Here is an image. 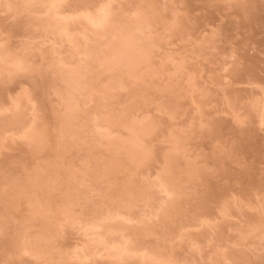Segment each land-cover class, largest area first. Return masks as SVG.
Segmentation results:
<instances>
[{"label":"rangeland","instance_id":"rangeland-1","mask_svg":"<svg viewBox=\"0 0 264 264\" xmlns=\"http://www.w3.org/2000/svg\"><path fill=\"white\" fill-rule=\"evenodd\" d=\"M0 264H264V0H0Z\"/></svg>","mask_w":264,"mask_h":264},{"label":"bare ground","instance_id":"bare-ground-1","mask_svg":"<svg viewBox=\"0 0 264 264\" xmlns=\"http://www.w3.org/2000/svg\"><path fill=\"white\" fill-rule=\"evenodd\" d=\"M52 7H55V6H52ZM57 7L58 6H56V9H57ZM53 13H55L54 11H53ZM57 14V13H56ZM104 15H105V13H104ZM58 16V15H57ZM53 17V16H52ZM54 18V17H53ZM103 18V17H102ZM105 18V17H104ZM92 20H93V18H91ZM53 20V19H52ZM65 20V19H64ZM62 21V22H60V23H56V25L55 26H53L54 27V29H56L54 32H57V30L59 31V32H61L63 35H65L67 32H68V30H69V22H67V21ZM90 20V19H89ZM59 21V20H58ZM91 21V20H90ZM98 21V20H97ZM103 21V20H102ZM101 20H99V22L97 23V24H99V25H103V22H102ZM93 22H94V20H93ZM92 23V22H91ZM93 24V23H92ZM94 24H96V23H94ZM127 30V29H126ZM127 33V32H126ZM60 34V33H59ZM61 34V35H62ZM127 37V36H126ZM135 38H133V39H131V38H124V37H122V39L118 42V44H117V47L118 48H116V49H118V50H115L114 49V51L113 52H111V50H110V53H108L107 55H105L104 57V60H103V64H104V67L106 68V69H109L108 67H110V66H112V67H114L115 65H117V64H120L121 63V59L122 58H124L125 56L127 57L126 59H128L129 58V56L131 57L130 59H128V60H130V61H132V64L129 66V67H131L133 70L139 65V64H141L142 62H145V61H147V59H148V54H146V53H140V54H138L137 52V50L135 49V51H137V52H135L134 50L132 51L133 53H131V54H129L130 52V50L128 51V54L125 52V50H127L126 48H130V47H135L136 45H135V41L136 40H134ZM137 48V47H136ZM132 49V48H131ZM144 51V50H143ZM147 51V50H146ZM109 52V51H108ZM123 52H124V54H123ZM135 52V53H134ZM140 52H141V50H140ZM145 52V51H144ZM122 53V54H121ZM126 53V54H125ZM137 53V54H136ZM123 55H125V56H123ZM128 55V56H127ZM123 56V57H122ZM125 59V60H126ZM100 60V59H99ZM127 61V60H126ZM100 62H101V60H100ZM102 63V62H101ZM123 63H125V65H126V62H124V60H123ZM114 65V66H113ZM128 65H129V63H128ZM102 66V65H101ZM127 66V65H126ZM103 67V66H102ZM111 67V68H112ZM129 69V71H130V68H128ZM131 69V70H132ZM132 70V71H133ZM136 70H138V69H136ZM76 71V70H75ZM73 72L74 74H72L73 75V83H75V84H78L79 85V83H81V79L83 78L82 76H79L80 74H79V72ZM135 71V70H134ZM72 72V71H71ZM71 75V76H72ZM72 81V80H71ZM69 82V81H68ZM85 83V79H84V81H82V83ZM72 83V84H73ZM69 84V83H68ZM81 85V84H80ZM79 85V86H80ZM77 86V85H76ZM72 87V86H71ZM74 87V86H73ZM72 87V88H73ZM77 89V88H76ZM78 90V89H77ZM80 91V90H79ZM127 124L128 123H130V121L128 122V121H125ZM128 125H130V128H132V131H135L136 132V136H134V134H133V137H135L136 138V140L137 139H139L140 138V136H144V135H147L148 133H149V130L146 128V127H144V126H138V125H136V124H128ZM140 125V124H139ZM128 127V126H127ZM36 133V132H35ZM150 134V133H149ZM40 135V134H39ZM30 136V135H29ZM32 139L33 138H35V139H37V141H38V143H39V141H40V136H38V134H32ZM132 137V138H133ZM30 138V137H29ZM43 138V137H42ZM41 138V139H42ZM141 139V138H140ZM135 140V141H136ZM36 141V140H35ZM132 141V140H131ZM134 141V140H133ZM43 143V142H42ZM40 144V143H39ZM120 146V145H119ZM128 146H130V145H128ZM125 148V147H124ZM124 151H125V149H124ZM131 151V150H130ZM129 151V153H130V156H131V153H134V154H138V151H131L130 152ZM126 153H127V151H125ZM129 156V157H130ZM135 156V155H134ZM138 156V155H137ZM139 157V156H138ZM132 158H133V155H132ZM37 176L39 175V174H36ZM39 178H41L40 177V175L38 176ZM37 178V177H36ZM43 178V177H42ZM42 178L40 179V180H42ZM39 179L37 180L38 182H41L39 185H44V184H42V183H44L43 181H40ZM35 181H36V179H35ZM37 182V183H38ZM26 184V183H25ZM28 184V183H27ZM31 184V183H30ZM29 184V185H30ZM33 184H31V186H32ZM39 185H38V187H39ZM34 187H36V184H34ZM131 187V186H130ZM130 187L128 186V188H129V190H130ZM126 188V187H125ZM127 190V189H126ZM36 197V196H35ZM27 199V198H26ZM33 199V198H32ZM36 199H38V198H36ZM30 201H31V199H30ZM33 202L34 201H36V200H32ZM42 201V200H41ZM47 201V200H46ZM30 203V202H29ZM36 203V202H35ZM48 201H47V203H42V204H46V205H48ZM33 204V203H32ZM36 204H38V202L36 203ZM40 206H41V204H39ZM46 205H43L44 207H46ZM67 205V204H66ZM30 206V205H29ZM39 206V207H40ZM33 207H34V210H36V209H38V205H34L33 204ZM43 207V208H44ZM49 207V206H48ZM69 207V206H68ZM40 208H42V206L40 207ZM69 209V208H68ZM32 211V210H31ZM41 211V210H40ZM39 212V211H38ZM37 213V212H36ZM43 222H45V221H43ZM43 222H42V224H43ZM45 224H46V222H45ZM46 229V231H47V229L48 228H45ZM46 231H43V232H45L46 233ZM50 232H52L51 231V228H50V230H49ZM42 232V233H43ZM49 232V233H50ZM44 233V234H45ZM48 233V234H49ZM47 234V233H46ZM38 247H40V245L39 246H37L36 248H38ZM39 249V248H38ZM43 250H44V248H43Z\"/></svg>","mask_w":264,"mask_h":264}]
</instances>
